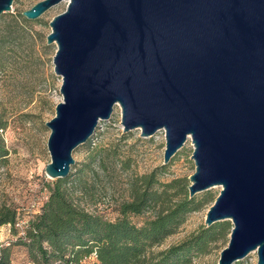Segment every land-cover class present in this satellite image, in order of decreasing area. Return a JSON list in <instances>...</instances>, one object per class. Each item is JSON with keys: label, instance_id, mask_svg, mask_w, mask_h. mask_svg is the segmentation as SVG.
<instances>
[{"label": "water", "instance_id": "obj_1", "mask_svg": "<svg viewBox=\"0 0 264 264\" xmlns=\"http://www.w3.org/2000/svg\"><path fill=\"white\" fill-rule=\"evenodd\" d=\"M67 1L46 36L61 101L45 122V174L67 177L73 150L118 105L123 132L164 130L163 164L190 138L189 197L221 187L204 220L232 224L217 264L252 251L264 264V0Z\"/></svg>", "mask_w": 264, "mask_h": 264}, {"label": "rangeland", "instance_id": "obj_2", "mask_svg": "<svg viewBox=\"0 0 264 264\" xmlns=\"http://www.w3.org/2000/svg\"><path fill=\"white\" fill-rule=\"evenodd\" d=\"M39 1L14 0L11 10L0 14V147L6 150L0 157V208H12L23 218L37 212L47 199L49 186L57 180L45 174L50 161L46 145L50 130L45 122L54 116L61 101V78L53 69L56 45L47 44L46 36L51 31L49 21L66 9L68 1L53 5L36 19L21 14ZM164 148V130L150 137L140 136L139 129L123 132L120 107L115 105L92 138L72 152L74 163L67 176L72 199L86 210L114 220L119 204L130 200L131 183L140 176L154 174L159 181L181 178L189 184L188 177L195 170L190 138L166 164ZM77 177L80 185H72ZM220 189L213 186L198 193L216 197ZM212 203L190 213L177 231L153 250L166 249L195 233L205 225ZM155 211L149 209L132 219L140 224ZM228 239L229 234L211 244L207 253L195 257L191 264H217ZM256 262L252 251L233 264ZM12 264H31L20 245L12 247Z\"/></svg>", "mask_w": 264, "mask_h": 264}, {"label": "trees", "instance_id": "obj_3", "mask_svg": "<svg viewBox=\"0 0 264 264\" xmlns=\"http://www.w3.org/2000/svg\"><path fill=\"white\" fill-rule=\"evenodd\" d=\"M6 150L0 147V157ZM164 168V166H163ZM80 177L72 185H80ZM67 177L49 186L47 199L32 216L23 218L12 208H0V227L26 219L24 233L13 227L10 244L0 246V264H12V247L20 245L31 264H191L207 253L211 244L224 240L232 224L219 221L202 225L195 233L160 251L153 249L175 233L187 216L212 203L215 197L188 195L181 178L159 181L154 174L136 178L130 186V200L118 206V216L108 220L74 202ZM156 209L140 224L132 216Z\"/></svg>", "mask_w": 264, "mask_h": 264}, {"label": "built area", "instance_id": "obj_4", "mask_svg": "<svg viewBox=\"0 0 264 264\" xmlns=\"http://www.w3.org/2000/svg\"><path fill=\"white\" fill-rule=\"evenodd\" d=\"M27 224L26 219H17L13 225L11 224H5L0 227V246H8L10 244V240L8 239V236L11 234L13 227L17 228L21 234L24 232V227ZM95 260V257L93 255L84 258L83 261H91ZM57 264V263H54Z\"/></svg>", "mask_w": 264, "mask_h": 264}]
</instances>
